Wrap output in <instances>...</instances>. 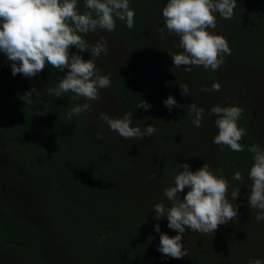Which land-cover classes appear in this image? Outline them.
<instances>
[{"label": "trees", "instance_id": "obj_1", "mask_svg": "<svg viewBox=\"0 0 264 264\" xmlns=\"http://www.w3.org/2000/svg\"><path fill=\"white\" fill-rule=\"evenodd\" d=\"M168 0H129L134 26L116 20L112 32L97 29L83 36L91 46L103 37L107 55L95 59L110 87L91 101V111L68 118L75 106L88 103L68 92L56 97L63 75L51 65L32 78L11 72V62L0 53V264H250L264 260V220L257 221L247 196L251 188L252 144L264 146V0H237L234 15H217L216 34L231 49L218 70L173 64L182 51L179 37L167 32L162 10ZM85 0H78L81 13ZM165 28V38L157 32ZM72 53L76 52L73 47ZM219 83V91L211 85ZM186 84L191 95L182 96ZM41 92L33 103L20 99L26 91ZM207 88L208 91H202ZM171 95L178 105L171 111L164 101ZM146 101L147 111L137 108ZM205 109L200 127L193 124L189 105ZM240 107L239 127L247 134L234 152L213 143L218 134L217 105ZM38 111L45 114H36ZM133 113V125L152 137L126 139L110 130L100 114L120 118ZM101 134V138L97 137ZM208 162L217 174L239 188L238 217L212 234L187 230L183 244L188 256L172 259L159 251L160 231L167 218L155 219L154 205L171 202L164 195L174 186L178 164L191 170ZM240 171L242 180L233 176ZM153 174L155 177L153 178ZM189 189L177 195L182 199ZM145 221V222H144ZM144 222V223H143Z\"/></svg>", "mask_w": 264, "mask_h": 264}, {"label": "clouds", "instance_id": "obj_2", "mask_svg": "<svg viewBox=\"0 0 264 264\" xmlns=\"http://www.w3.org/2000/svg\"><path fill=\"white\" fill-rule=\"evenodd\" d=\"M84 6L86 11L81 13L78 0H0V53L11 62L12 75L32 78L49 65L61 72L67 69L58 85L48 90L49 94L61 97L71 92L89 101L73 107L67 113L69 119L73 115L91 111L90 102L98 100L101 90L111 85V74H101L95 59L85 60L80 54L88 52L93 58H99L101 53L107 55L106 39L101 37L95 45L90 46L83 36L97 29L112 32L117 19L126 20L129 29L134 26L135 12L130 8L129 0H85ZM236 6L237 0H168L162 10L165 28L168 33L180 38L179 47L182 49L171 55L173 64L183 66L189 72L194 66L218 70L225 56L231 54V49L227 39L214 32L217 15L225 20L231 19ZM165 28H157L161 39L165 38ZM73 47L75 53L71 51ZM178 86L182 96L191 95L186 84ZM220 88L219 83L211 85L212 91H219ZM201 90L208 91L207 88ZM33 94L37 99L41 96V92L33 87L20 99L26 105H31ZM164 104L169 111L173 106L181 107L171 95ZM137 108L147 111L151 105L143 100ZM189 108L194 113L193 124L200 127L205 109L194 102ZM242 111L236 105L221 104L210 109V114L216 116L215 125L218 128L214 144L227 146L234 152L244 151L245 146L240 141L247 131L238 124ZM36 114L45 113L38 111ZM100 119L106 122L110 130L126 139H145L152 137L156 131L152 125L146 126L143 131L139 126H132L131 112L120 118L101 113ZM97 137L101 138V134L97 133ZM247 150L254 154L248 174L251 188L247 203L251 209L257 210L256 220L261 221L264 220V146L252 144ZM181 168L183 171L179 170L174 177V186L164 190L171 206L166 207L161 201L154 205L152 211L157 221L166 217L167 227L178 233L169 236L160 231L159 224L155 225L154 230L160 232L158 251L172 259L188 256L182 242L186 229L213 234L220 225L235 221L239 208L235 201L240 196V189L231 188L229 195V180L222 172H214L208 162L195 171L187 163L178 164V169ZM233 179L242 180L241 172L236 171ZM186 188L189 190L181 199L177 193L184 192ZM250 264H264V260L257 258Z\"/></svg>", "mask_w": 264, "mask_h": 264}]
</instances>
